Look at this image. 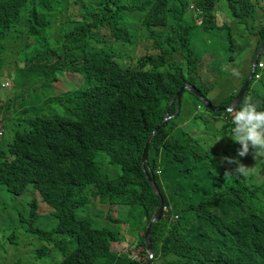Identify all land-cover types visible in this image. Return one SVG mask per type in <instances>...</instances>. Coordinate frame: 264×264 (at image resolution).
<instances>
[{
    "label": "trees",
    "instance_id": "16d2710c",
    "mask_svg": "<svg viewBox=\"0 0 264 264\" xmlns=\"http://www.w3.org/2000/svg\"><path fill=\"white\" fill-rule=\"evenodd\" d=\"M193 1L203 10L201 27L216 29L219 0ZM64 9L74 16L62 22ZM188 9L189 0H0V217L32 186L40 204L30 203L32 215L22 220L34 243L61 245L59 264H95L125 242L121 224L134 226L126 233H133L138 259L123 252L120 264L149 260L145 232L159 205L144 172L149 164L161 172L156 181L165 204L180 215L152 226L154 261L264 264V158L256 161L251 148L238 156L223 110L235 95L202 79L205 67L191 47L196 18ZM226 12L256 39L254 58L264 41V0H227ZM139 23L141 31L133 27ZM211 63L213 72H224L216 58ZM257 82L245 97L264 109L254 92L264 90V71ZM185 83L221 111L207 109L188 90L170 105ZM178 101L177 116L163 126ZM226 158L251 168L248 175H237L238 165ZM226 171L233 173L227 181ZM89 208L92 213L83 212ZM139 208L145 215L134 211ZM39 214L57 226L39 229L47 224L35 226ZM49 252L41 247L35 257Z\"/></svg>",
    "mask_w": 264,
    "mask_h": 264
},
{
    "label": "rangeland",
    "instance_id": "374dc122",
    "mask_svg": "<svg viewBox=\"0 0 264 264\" xmlns=\"http://www.w3.org/2000/svg\"><path fill=\"white\" fill-rule=\"evenodd\" d=\"M222 2L227 3V0H224ZM63 11L65 12H58L61 16L60 19L62 22L74 16L73 12H69L66 9H64ZM226 20L227 18L223 13H218V23L221 26L226 22ZM142 26V23L133 25V27H137L138 29H140V31ZM230 27V31L229 29H223L224 27H222L223 30H216L213 34L205 33L196 28H193L191 32V47L194 50L195 54L199 58H201V67H205L204 69H200L202 71V79L206 84H208V86H211V88L216 87L218 90H220V93L224 94L228 91L224 95H229L231 89L237 88L239 86V82L242 81L243 78L248 77L249 71L252 69V65H254L255 62L254 59L253 64L251 65L250 60L252 57V52H248L245 56H243V60H245L246 62L244 67L245 71L243 73L241 72V69L238 67V65L242 66L244 64V61L239 54H237L235 57H232V55H234V52L232 49L233 44L231 43V38H229L230 32L232 40L237 42L235 43V46L239 49L242 48V45L239 44H244L248 47L255 45L256 39L250 36H246L247 34H249V31H246L245 27H243L242 25L235 26L234 24L230 25ZM241 35L244 36H242L241 38ZM138 52L140 53L139 49ZM216 55L219 57V65L224 72L219 71L217 67L215 69V72L209 69V64L211 63L213 58H217ZM177 58L180 59L181 56L179 55L177 56ZM233 60H237L235 61L237 66L235 65V62ZM255 64L258 67H264V63L260 62V58L257 59ZM233 70H236L239 75H233ZM2 71L5 72L6 69L3 68ZM225 73H227L228 75H226L223 79L222 76ZM3 79L4 80L1 83L7 80L6 78ZM10 82H12V86L14 82ZM69 87L70 88L68 91H71L73 85L69 84ZM0 89H4L3 86H1ZM1 96L4 102L6 100V96L4 93H2ZM203 126L204 125L200 122V128ZM9 133L12 134L11 131ZM215 147L221 150L222 146L219 142H215ZM4 196L5 195H1V197ZM39 200H41V197L34 191L33 187L30 186L28 192L24 196L13 200L14 207L5 211L7 216L3 215L2 217H0V264H59L62 261L63 258L60 251L61 245H57L54 242L47 244L45 241H41L39 239L34 243L33 241H31V239L35 236L26 230V228L29 229V226L24 222L25 220H22V218L27 219L31 217L32 214H30V203L37 202V205L39 206ZM24 207H26V211L24 210ZM16 208L20 209V213H18V210ZM83 212L88 214L92 213L93 210H90V208L83 209ZM44 215L39 214V218L35 220V222L37 221L35 226L39 227V222L47 223L46 225H40L39 229L49 232L57 226V222L50 219V216ZM105 226L111 227V224L107 223ZM122 229H124L126 232L132 230V228L126 227H122ZM126 232L125 242H119V244L115 245V247H112L110 253L108 255H105L104 258L98 259L95 264H120L119 255L124 249L125 250L123 252H127L128 250L131 258H136V254H133L131 252L133 233L128 234ZM13 234H15V238L13 237ZM34 244H36V246H32ZM41 247L49 248L50 255L44 258L36 259L35 254ZM59 254L61 255V259Z\"/></svg>",
    "mask_w": 264,
    "mask_h": 264
},
{
    "label": "clouds",
    "instance_id": "9594fccd",
    "mask_svg": "<svg viewBox=\"0 0 264 264\" xmlns=\"http://www.w3.org/2000/svg\"><path fill=\"white\" fill-rule=\"evenodd\" d=\"M222 1H224V0H219L218 7H217L216 19H217L218 27L216 29H214V30H208L207 31L203 27H201V25L204 22V17L203 16L200 17L198 15V13H203V10L201 8H199L197 6V4L193 0H189V9H188L187 12L189 14L193 15V17L196 18L195 25L193 27L196 28V29H199V30L202 29L201 31L204 30L203 32H205V33L213 34L216 30L225 29V28L222 29V27L225 26L228 22L231 25H234V23L230 21L231 18L229 16V14L226 12L227 3H224ZM220 12L223 13L225 15V17L227 18L226 22L222 26L218 23V13H220ZM258 12H260V10H258ZM242 26L246 27L245 25H242ZM230 30H231V27H230ZM246 36L249 37V34H247ZM229 38H231V36H229ZM234 42L235 41H233V43ZM256 42L257 41L255 40V45H256ZM235 43H237V42H235ZM239 45H242V48H240V49L238 48V50L236 52H234V55H232V57H235L237 54H239L242 57V60H243V56H245L248 52H253V48L255 46V45H252L251 47H248L247 45H244V44H239ZM258 50H257V52H258ZM257 52L255 53V56H256ZM255 56H254V58L251 57V60H250L251 61V65L253 64V60L255 59ZM259 58H260V62L264 63V50L262 51V53L260 54L258 59ZM216 60H217L218 63L220 62L218 56H217ZM237 60H233V61L235 62ZM243 61H244V65H242V66L238 65V67L241 69L242 73L245 71L244 67H245V64H246L245 60H243ZM210 64H212V63H210ZM235 65H236V62H235ZM253 66L254 65H252V69L249 71L248 77L243 78V80L239 82V86L237 88L231 89L229 94L232 92V96L235 95V97L232 100V102L226 108H223V110L228 111L229 115L231 116L232 127L229 130L230 131V135H228V136L234 142H236L237 144L240 145V148L238 149V156L239 157L247 156L249 151H250V148H251V149H254V157L256 158V161H262V159L264 158V109L258 108L257 104L253 102L251 97H245L249 93H251V90L255 86H258L257 85V83H258L257 80L261 79L262 73L264 71V67H258L255 64V70H254L253 75H252ZM232 74L235 75V76L239 75V73L236 70H233ZM189 84H191V83H189ZM193 87H195V86H193ZM186 90H188V89H186ZM241 91H243V94L240 96V98H238V96L240 95ZM254 92L256 93L257 98L259 100L264 98V90H260V89H258L256 87L254 89ZM210 96L215 101L216 94H210ZM202 97H204V96H202ZM204 98L206 100H208L210 103H212L213 106L217 107L219 109V111H221L220 107L216 106L212 101H210L206 97H204ZM175 99H178V98L174 97L172 99L170 105H172V103L174 102ZM201 101H202V99H201ZM202 103H203L204 107L207 108V106L205 105V103L203 101H202ZM179 104H180V101H178V105ZM180 108H181V104H180ZM207 109H209V108H207ZM209 110H212V109H209ZM174 114L170 115V114L167 113L165 119L168 118L167 121H169L170 119L175 118L177 115L175 117H173V118H170ZM0 129L3 131V129L1 128V125H0ZM3 137H4V131H3V136L0 138V143H1ZM226 159H228L229 163H235V164L238 165L235 168V170H234L237 173V175L243 176V177L248 175V173H249L251 168L246 167L245 165L240 163L238 160H232L230 158H226ZM148 161H149V158H148L147 162H145L144 164L142 163L143 167L146 165V163H148ZM144 172L147 175L150 176V178H149L150 185H151L154 193L159 198L158 208L153 213L152 218L150 219V221H149V223L147 225L146 232H147V229H148L149 225L151 224V222L157 216V214L159 212V209L161 208V210H162L160 220L154 221L152 223L151 227H150V244H151V248L153 250V253L150 254L147 251V247H146V252H147V254L149 256V260L145 264H155V263L158 264V263H160V262H158V260L154 261L155 260V255H156V250L152 246V241H151V229H152V226L154 224H158L163 218H165L167 216L171 217L170 221L179 220L180 219V215L178 213L174 212V209H173L172 205H166L165 202H164V198H163V196L161 194V190H160L159 185L157 184V181H156V176L161 177L160 176L161 175L160 170L158 169V170L155 171L153 169V166L149 164L148 165V170H146L145 167H144ZM224 175H225V179L227 181L230 177L233 176V173L231 171H226ZM154 186L157 188V190H155ZM134 211H136L138 215L139 214H144L145 215L144 211L142 209H140V208H139V210H134ZM121 226L122 227H126V228L134 227V226H128V225H125V224H121ZM140 226H141V224L137 225L136 227H140ZM146 232H145V236H146ZM145 243H146V239H145ZM118 244H119V242H118ZM115 245H117V244H115ZM156 248H157L159 254H163V253L166 252V248H164V246H158ZM124 250H122V253H123ZM125 253H128V250H127V252H124V254ZM136 258L138 259L137 255H136Z\"/></svg>",
    "mask_w": 264,
    "mask_h": 264
},
{
    "label": "water",
    "instance_id": "95a60500",
    "mask_svg": "<svg viewBox=\"0 0 264 264\" xmlns=\"http://www.w3.org/2000/svg\"><path fill=\"white\" fill-rule=\"evenodd\" d=\"M264 50V42L262 43V45L260 46L256 56H255V62H254V66H253V70H252V75H253V72L255 70V63L258 59V57L260 56V54L262 53V51ZM188 89L190 92L194 93L196 96L200 97L202 99V101L205 103V105L207 106V108L209 109H212L213 111H219V109L215 106L212 105V103H210L208 100H206L204 97H202V95L200 94V92L195 88L193 87L191 84L189 83H186L184 84L183 87H181V89L179 90V92L176 94V98H178V100H180L183 92ZM243 94V91H241L240 95L238 96V98H240V96ZM179 108H180V104L177 106V111L174 115H172L170 118H173L175 117L178 112H179ZM168 118H166L163 122V126L164 124L167 122ZM160 128H157L155 129L152 134L150 135L148 141H147V144H146V147H145V150H144V153H143V160H142V163L144 164L145 162H147L148 160V149H149V144L152 140V138L154 137L155 133L159 130ZM154 185V184H153ZM155 190H157V188L154 186ZM161 213H162V210L161 208L159 209V212L157 214V216L154 218V220L151 222V224L149 225L148 229H147V232H146V236H145V239H146V247H147V251L152 254L153 253V250L151 248V244H150V227L152 225V223L154 221H158L160 220L161 218Z\"/></svg>",
    "mask_w": 264,
    "mask_h": 264
},
{
    "label": "built area",
    "instance_id": "2783aa9c",
    "mask_svg": "<svg viewBox=\"0 0 264 264\" xmlns=\"http://www.w3.org/2000/svg\"><path fill=\"white\" fill-rule=\"evenodd\" d=\"M3 136V131L0 129V138Z\"/></svg>",
    "mask_w": 264,
    "mask_h": 264
}]
</instances>
